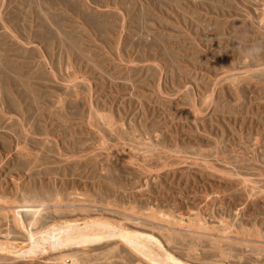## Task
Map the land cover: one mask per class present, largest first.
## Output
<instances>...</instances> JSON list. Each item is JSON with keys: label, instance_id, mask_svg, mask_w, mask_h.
Returning <instances> with one entry per match:
<instances>
[{"label": "rangeland", "instance_id": "1", "mask_svg": "<svg viewBox=\"0 0 264 264\" xmlns=\"http://www.w3.org/2000/svg\"><path fill=\"white\" fill-rule=\"evenodd\" d=\"M261 40L264 0H0V264H264Z\"/></svg>", "mask_w": 264, "mask_h": 264}, {"label": "clouds", "instance_id": "2", "mask_svg": "<svg viewBox=\"0 0 264 264\" xmlns=\"http://www.w3.org/2000/svg\"><path fill=\"white\" fill-rule=\"evenodd\" d=\"M262 55H264V40L241 46L240 48L241 59H247L249 62L255 61Z\"/></svg>", "mask_w": 264, "mask_h": 264}, {"label": "bare ground", "instance_id": "3", "mask_svg": "<svg viewBox=\"0 0 264 264\" xmlns=\"http://www.w3.org/2000/svg\"><path fill=\"white\" fill-rule=\"evenodd\" d=\"M39 207H42V206H39ZM38 207V208H39ZM127 237H129V238H131V237H133L132 235H128ZM62 254V253H61ZM67 256V255H66ZM62 258V257H61ZM60 260V259H59ZM75 260H77V264H81V260H79V258L77 257V256H74V257H72V258H67V257H65L64 258V255H63V258H62V260H61V264H68V262L70 261V263L69 264H73V261L75 262ZM84 260V259H83ZM56 261V260H55ZM58 262V261H57ZM87 262V261H86Z\"/></svg>", "mask_w": 264, "mask_h": 264}]
</instances>
